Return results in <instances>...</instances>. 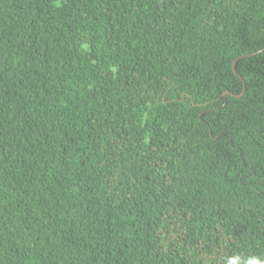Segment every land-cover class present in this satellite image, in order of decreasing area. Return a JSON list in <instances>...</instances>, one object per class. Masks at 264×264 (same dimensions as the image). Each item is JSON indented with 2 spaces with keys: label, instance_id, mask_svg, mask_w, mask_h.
I'll list each match as a JSON object with an SVG mask.
<instances>
[{
  "label": "trees",
  "instance_id": "trees-1",
  "mask_svg": "<svg viewBox=\"0 0 264 264\" xmlns=\"http://www.w3.org/2000/svg\"><path fill=\"white\" fill-rule=\"evenodd\" d=\"M253 256L264 0H0V264Z\"/></svg>",
  "mask_w": 264,
  "mask_h": 264
},
{
  "label": "clouds",
  "instance_id": "clouds-1",
  "mask_svg": "<svg viewBox=\"0 0 264 264\" xmlns=\"http://www.w3.org/2000/svg\"><path fill=\"white\" fill-rule=\"evenodd\" d=\"M228 264H239V257H231L228 259ZM245 264H264V261H261L257 257H250Z\"/></svg>",
  "mask_w": 264,
  "mask_h": 264
},
{
  "label": "water",
  "instance_id": "water-1",
  "mask_svg": "<svg viewBox=\"0 0 264 264\" xmlns=\"http://www.w3.org/2000/svg\"><path fill=\"white\" fill-rule=\"evenodd\" d=\"M239 57H241V56H239ZM239 57H237L234 61H233V64H232V69H233V71L234 72H236L235 71V62H236V60L239 58ZM239 76V75H238ZM239 78H240V80H241V82H242V86H243V88H242V92L240 93V94H238V95H235V96H239V95H241L242 93H243V90H244V88H245V84H244V81L242 80V78L239 76ZM226 93H230V92H226ZM231 94V93H230Z\"/></svg>",
  "mask_w": 264,
  "mask_h": 264
}]
</instances>
